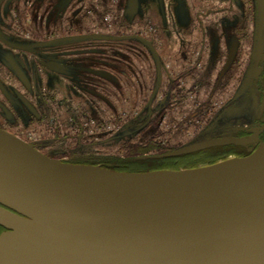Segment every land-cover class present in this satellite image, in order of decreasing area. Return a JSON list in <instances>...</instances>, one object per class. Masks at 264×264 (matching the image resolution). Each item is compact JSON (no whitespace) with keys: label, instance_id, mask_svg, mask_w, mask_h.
Listing matches in <instances>:
<instances>
[{"label":"rangeland","instance_id":"1","mask_svg":"<svg viewBox=\"0 0 264 264\" xmlns=\"http://www.w3.org/2000/svg\"><path fill=\"white\" fill-rule=\"evenodd\" d=\"M16 1L2 0L0 25L6 14L12 20L18 17L12 9L19 5ZM31 2L32 11L23 21L56 22L55 11L51 15L45 2ZM253 2L256 12L248 9ZM91 7L95 12L81 16ZM211 8L217 10L209 12ZM111 19L113 31L105 29ZM93 21L105 25L94 29ZM154 26L160 37L153 34ZM140 28L147 31L145 38L115 39L120 30ZM1 34L13 41L7 31ZM59 43L30 51L0 43V92L7 100H0V124L47 155L111 169L107 162L125 156L127 144L147 138L165 146L157 157L218 137L236 140L186 153L226 145L248 153L264 140V101L258 91L264 12L257 0H137L134 6L129 0H60ZM48 56L64 62L67 71L37 73L35 59ZM39 84L46 91L57 89L60 106L45 102L47 112L36 115L24 99ZM201 160L198 166L176 170L210 165ZM146 169L130 172L175 170ZM0 227V235L9 231Z\"/></svg>","mask_w":264,"mask_h":264},{"label":"water","instance_id":"2","mask_svg":"<svg viewBox=\"0 0 264 264\" xmlns=\"http://www.w3.org/2000/svg\"><path fill=\"white\" fill-rule=\"evenodd\" d=\"M0 226V264H264V146L129 172L48 157L0 128Z\"/></svg>","mask_w":264,"mask_h":264},{"label":"flooded vegetation","instance_id":"3","mask_svg":"<svg viewBox=\"0 0 264 264\" xmlns=\"http://www.w3.org/2000/svg\"><path fill=\"white\" fill-rule=\"evenodd\" d=\"M31 1L32 0H18V1H16L15 4H19V5L12 6V9L15 12V16H18V17L16 19H13L14 21L12 19H10V17L6 14V18H8V19L5 21L4 25H0V43L3 44L5 47H7L9 49H13V50L26 48L30 51V50H38L37 48H39V46L41 44H47L50 46V48H51V44L58 43L60 45V43H59L60 42V0H51V2L49 0H40L42 2H45L44 3L45 5L49 6L51 15H53L54 11H55L54 13H56V15H57L56 22H54V23L50 22L48 25H47V20L39 21V22H37L35 20H30L29 22H25L22 20V16H25L27 14V12L31 13V11H32L31 6L33 5V3ZM129 1H130V6H134L136 4L137 0H135L134 4L131 3V0H129ZM1 2H2V0L0 1V4H1ZM250 3H252V1ZM241 4L243 6L242 12L246 13L245 4L243 2H241ZM62 6H63V8H65L66 3H63ZM256 7H257V5L254 3L248 9H249V11L256 12V10H257ZM19 9H21V10L18 11ZM95 9L96 8H94V7L87 8V10L84 11L85 13L83 12L82 13L83 15H81V16L84 17L87 15V13L90 14L91 12H95ZM209 10H210L209 12H215L217 10V8H211ZM6 11H7V9H6ZM146 14L143 13L142 15L145 16ZM148 15L155 17L154 14H152V15L148 14ZM1 17L3 18V15H0V18ZM138 18H140V17H138ZM146 18H148V16L145 17V19ZM103 19H105V18H103ZM100 21H102V19H100ZM112 21L113 20L111 19V21L109 20V22L106 23L108 26L106 25L105 29H109L110 31H113L112 30V27H113ZM99 22L97 23V22L93 21L91 24V27H93L95 29L96 26H98V28H100L101 25H103V26L105 25L104 23H102V22L99 23ZM243 29L245 31H247L246 26H244ZM119 30H116V31H119ZM1 31L2 32L7 31L9 33V36L13 37V41L7 40L6 38H4L3 35L1 34ZM124 31L120 30L119 34H115L116 35L115 39H121V38H128L129 39V38H133V37L145 38L146 37L145 35H148L145 28H140V29H137L136 31H133V32H131V31L129 32L127 30H124ZM153 34L160 37L159 29H157L155 26L153 29ZM92 35L93 34H91V36ZM86 36L88 37V35H86ZM106 42L111 43L112 41H111V39H109ZM53 47H57V46H53ZM51 51H52V56H55L53 54L52 49H51ZM48 63L54 64L55 67L49 66ZM34 68H35L37 73L43 74L44 72L49 71V70L50 71L51 70L57 71V70L61 69L63 71L64 69H66V65L64 62H60L58 59L51 57V56H48V59L41 60V61H40V59H35ZM261 73H263V76L261 75L262 78H260V82L258 83V91L262 92L260 99L262 101H264V64L262 65V72ZM34 85L32 86L34 89V92H33V94H30L31 98H29V100L24 99L25 101H27V110H29L30 112L32 111L34 114L38 115L41 112L43 113V111L47 112V109L45 110L43 108V107H45L44 106L45 102L51 103L53 101V103H55V106H57V108H58V106H60V94L57 93V91H56L57 89L52 90L50 92V91H46L44 89V87H42L40 84L35 86V87H34ZM1 95H2V92H0V100L3 101V103H5L4 101H7V100L5 99V97H1ZM12 112L17 116V114L15 113V111L13 109H12ZM2 118L4 119V117H2ZM18 120L23 121L22 119H18ZM58 123H59V121L56 124H58ZM262 124L264 126V121L262 122ZM0 128L6 130L9 133H12V134L18 136L19 138L23 139L25 142L31 144L34 148L39 150L41 153H43L39 148H37L31 142H29L25 138L21 137L20 135L8 130L6 127L1 126V124H0ZM255 148L256 147L252 148L250 152L245 153L244 155H241V156L248 155ZM43 154L48 156V157L56 158V159L60 160L59 157L47 155L45 153H43ZM236 156L237 155H234V157H236ZM241 156H237V157H241ZM230 158H232V157H230ZM226 159H228V158H226ZM67 162H71V161H67ZM72 163H74V162H72Z\"/></svg>","mask_w":264,"mask_h":264},{"label":"trees","instance_id":"4","mask_svg":"<svg viewBox=\"0 0 264 264\" xmlns=\"http://www.w3.org/2000/svg\"><path fill=\"white\" fill-rule=\"evenodd\" d=\"M227 2V1H226ZM222 1V3H226ZM228 3V2H227ZM73 45V46H79ZM64 47L70 46V44L63 45ZM62 46V47H63ZM64 68V67H63ZM67 69H64L65 73ZM145 143L127 144L125 156L111 158L107 163L110 164V168L116 171H131L136 168L139 170H148L151 166H159L160 168H174L178 167H194L198 166L201 161H209L210 164L217 161L226 159L229 154L237 156L244 155L242 148L226 145V146H214L204 150L195 151L189 154H180L174 156H161L157 157V153H161L165 146L157 144L154 140L147 138ZM144 156V157H143ZM206 158V159H205ZM80 163V162H79ZM83 163V162H81ZM187 165V166H186ZM1 229V227H0Z\"/></svg>","mask_w":264,"mask_h":264},{"label":"bare ground","instance_id":"5","mask_svg":"<svg viewBox=\"0 0 264 264\" xmlns=\"http://www.w3.org/2000/svg\"><path fill=\"white\" fill-rule=\"evenodd\" d=\"M264 146V140H262L259 145L257 146V148H261ZM98 167V166H97ZM256 184H252L251 187L255 186Z\"/></svg>","mask_w":264,"mask_h":264}]
</instances>
